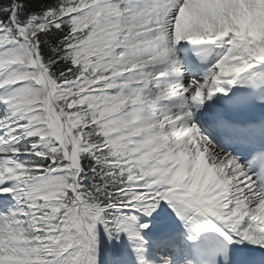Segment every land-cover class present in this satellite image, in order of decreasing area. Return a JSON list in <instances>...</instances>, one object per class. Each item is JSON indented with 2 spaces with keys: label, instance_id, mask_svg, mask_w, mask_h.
Returning a JSON list of instances; mask_svg holds the SVG:
<instances>
[{
  "label": "snow or ice",
  "instance_id": "6c2138e0",
  "mask_svg": "<svg viewBox=\"0 0 264 264\" xmlns=\"http://www.w3.org/2000/svg\"><path fill=\"white\" fill-rule=\"evenodd\" d=\"M0 264H264V0H0Z\"/></svg>",
  "mask_w": 264,
  "mask_h": 264
}]
</instances>
